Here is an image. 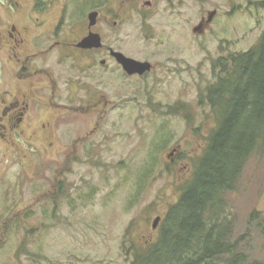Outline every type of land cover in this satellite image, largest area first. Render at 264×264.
<instances>
[{"label":"rangeland","instance_id":"rangeland-1","mask_svg":"<svg viewBox=\"0 0 264 264\" xmlns=\"http://www.w3.org/2000/svg\"><path fill=\"white\" fill-rule=\"evenodd\" d=\"M147 1L112 0L98 29L106 46L151 71L129 75L102 50L81 70L54 52L52 80L38 74V93L52 101L54 114L40 118L56 131L34 140L0 131V264H130L133 245L156 240L215 127L200 101L216 79L213 61L259 42L264 0ZM1 65L0 97L16 94ZM228 202L233 239L247 235L250 262L264 264V151Z\"/></svg>","mask_w":264,"mask_h":264},{"label":"trees","instance_id":"trees-1","mask_svg":"<svg viewBox=\"0 0 264 264\" xmlns=\"http://www.w3.org/2000/svg\"><path fill=\"white\" fill-rule=\"evenodd\" d=\"M214 82L200 101L214 114L202 153L179 186V198L155 241L133 245L130 264H261L250 262L247 235L233 239L228 202L251 157L264 151V33L245 52L213 61ZM261 215L253 212L251 219Z\"/></svg>","mask_w":264,"mask_h":264},{"label":"flooded vegetation","instance_id":"flooded-vegetation-1","mask_svg":"<svg viewBox=\"0 0 264 264\" xmlns=\"http://www.w3.org/2000/svg\"><path fill=\"white\" fill-rule=\"evenodd\" d=\"M111 1L0 0L1 70L9 72L18 86L16 94L7 91L0 97L1 136H28L34 140L41 135L50 137L56 131L54 121L40 118L42 111L54 114L52 101L38 93V74H43L45 69L47 78L52 80L54 52L64 50L58 56L61 62L72 57L81 70L89 68L92 51H105L117 62L112 54L115 49L104 44L98 29L100 20L107 23L111 18L112 11H104L109 9ZM146 5L151 9L153 3L149 0ZM94 11L98 13L96 24L90 26L89 16ZM91 32L101 36L102 46H78ZM106 63V58L101 60V64Z\"/></svg>","mask_w":264,"mask_h":264},{"label":"water","instance_id":"water-1","mask_svg":"<svg viewBox=\"0 0 264 264\" xmlns=\"http://www.w3.org/2000/svg\"><path fill=\"white\" fill-rule=\"evenodd\" d=\"M216 11H210L208 14L207 22L209 23ZM97 12H91L90 13V26H94L96 24V18H97ZM202 25L200 24L199 26L195 27V31H202ZM78 46L82 48H99L102 46V39L101 36L98 33L91 32L87 37H85L79 44ZM113 56L116 58L117 62L120 63L124 69V71L129 74V75H134V74H139L143 75L148 71H151L153 65L149 61H143V60H138L136 58L127 56L121 51H112ZM172 154V153H171ZM161 217L158 216L154 220V225L153 227L156 228Z\"/></svg>","mask_w":264,"mask_h":264}]
</instances>
